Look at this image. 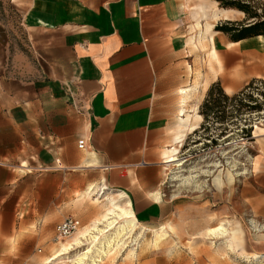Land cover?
<instances>
[{"label": "crops", "instance_id": "obj_1", "mask_svg": "<svg viewBox=\"0 0 264 264\" xmlns=\"http://www.w3.org/2000/svg\"><path fill=\"white\" fill-rule=\"evenodd\" d=\"M19 2L21 49L5 18L6 7ZM215 5L0 0V254L18 252L20 236L33 251L34 227L42 221L54 227L90 189L89 199L96 193L122 199L139 224L178 213L164 191L163 160L179 119L180 90L188 92L193 81L195 22L202 30L212 23L206 39L217 59L214 75L202 73L201 100L216 81L230 96L264 80L263 39L229 42L213 29L222 17H202L220 9ZM36 57L45 62L43 78ZM263 192L264 143L235 207L264 216Z\"/></svg>", "mask_w": 264, "mask_h": 264}, {"label": "rangeland", "instance_id": "obj_2", "mask_svg": "<svg viewBox=\"0 0 264 264\" xmlns=\"http://www.w3.org/2000/svg\"><path fill=\"white\" fill-rule=\"evenodd\" d=\"M210 1L216 2L215 7L219 8L216 0H207ZM257 2L260 7L264 6V0ZM198 3L199 0H195V5ZM22 8L24 7L19 2L17 6H7L5 13L9 33L19 38L20 49L24 47L26 38L22 26ZM243 19L244 15L230 13V18L217 21L214 27L228 20L237 22ZM194 29H197V38H194L193 47L196 48V44L199 47L194 51L196 60L193 81L186 83L190 85L187 88L190 91L185 92V95L180 94L178 116L183 108L185 115L192 116L191 123L197 124V129L188 133L181 143H175L179 126V119L176 120L169 130L170 144L163 160L166 162L167 155L176 158V162L164 164V191L173 200V207L178 206V213L156 224L136 222L137 227L126 237L123 244L102 257L97 264H251L252 255H264V216L249 206L235 207L242 187L252 183L254 158L264 143L263 137L258 136L264 133V110L238 116L233 111L232 104H228L222 123L211 117L203 129L199 128L203 120L200 123L193 114L195 111L199 113L196 104L198 101L201 104L206 94L205 92L201 100L204 87L202 73L209 70L214 75L216 71L212 64L216 63V59L210 55L212 49L209 51L210 44L208 46L209 41L206 39L209 34L205 32V28L202 30L195 23ZM41 58L36 57L38 78L46 75L43 70L45 62ZM253 88L264 91V86L260 83H255ZM249 93L259 98L254 90ZM182 98L185 100L183 103ZM248 102L252 103L245 99L244 103ZM243 129L250 132H243ZM187 177L192 178L189 181L183 180ZM111 201L117 199L107 194L99 197L96 193L91 199L83 195L80 201L69 207V213L63 218L70 216L79 219V231L90 228L101 220L104 212L110 208ZM221 224L227 229V235H210L209 230ZM55 226L47 228V222H39L33 229L36 237L34 250L31 251L30 246L27 248L26 239L20 236L19 251L0 254V264H45L48 259L51 262L60 248L59 244L70 239L56 242ZM237 227L241 229L242 235L236 242L231 240L229 232ZM86 246L85 244L75 249L67 257L73 258L76 252L84 250ZM40 250L42 251L39 254ZM93 251L95 252L94 249ZM57 262L59 261L52 264H64ZM84 263L87 264L88 261Z\"/></svg>", "mask_w": 264, "mask_h": 264}, {"label": "bare ground", "instance_id": "obj_3", "mask_svg": "<svg viewBox=\"0 0 264 264\" xmlns=\"http://www.w3.org/2000/svg\"><path fill=\"white\" fill-rule=\"evenodd\" d=\"M230 12L231 14L232 12H234V13H238L239 15L240 14L243 15L241 12L235 10L229 11L225 9H219L216 11L210 10V14L208 13L209 15L205 13L203 14L202 17H204L205 20L210 19L213 21L217 20L219 17H222L223 19L227 20L228 18H230ZM205 25H206L205 32L206 33L211 32V28L213 27L212 23L209 24L208 22ZM210 55L212 58L216 59V55L213 49L211 50ZM180 94L185 95L186 93L184 90H181ZM184 101L182 98V103ZM193 115L198 121H201L202 118L199 114L196 113V111L194 112ZM179 117H180L179 126L177 130V134L175 135L174 138L175 143H181L188 133H192L197 129V124L191 123L192 116L185 115L183 108H181L179 111ZM165 159L166 162H164V164L165 163L172 164L176 162V158L172 155H167ZM189 178L191 179L192 177L183 178V180L189 181ZM91 193L93 192L90 189L87 191L86 194L88 196ZM136 227H137V223L135 221V218L132 212L129 209H127L125 206H123L122 199H118L117 201H111L110 208L104 212L100 221L95 222L94 225L90 228H83L80 231L78 230V232L74 234L75 236L73 235V237H70V239L67 242L60 243L59 244L60 248L58 249L55 256L51 259V262L49 261L50 262L49 263L48 262L49 259H48L46 263L48 262V264H52V263H56V261H59L57 263L85 264L84 262L88 261L87 264H97L98 262L101 261L102 257H105L107 254H109V252L115 250L117 247H120L123 244V241L126 239V237L130 235L131 232H133ZM168 229L171 230L170 227ZM209 233L212 236H217V235L226 236L227 229L221 224L213 229H210ZM241 235H242V231L239 227L235 228L232 232H229V236L231 240H234L236 242L240 240ZM84 243L87 245L84 250L76 252L73 255V258L67 257V255L70 252H74L75 249L77 250V248L85 246ZM93 249L95 250V252L93 251ZM263 261H264V255H252L251 263L259 264Z\"/></svg>", "mask_w": 264, "mask_h": 264}, {"label": "trees", "instance_id": "obj_4", "mask_svg": "<svg viewBox=\"0 0 264 264\" xmlns=\"http://www.w3.org/2000/svg\"><path fill=\"white\" fill-rule=\"evenodd\" d=\"M220 9L235 10L244 15L242 21H225L214 27V31L223 34L231 43L242 40L261 37L264 41V6L260 7L257 0H216ZM255 83L264 86V80H251L240 91L233 95H227L220 82L212 83L205 94L202 103L199 106V115L202 117V124L199 127L203 129L205 123L212 117L218 123L225 119V109L228 104H232L234 112L240 116L244 113H260L264 109V91L253 88ZM254 90L259 98H255L251 92ZM245 99L252 103H244ZM262 101L261 103L259 101ZM251 129V128H250ZM243 132L249 133L250 130L243 129Z\"/></svg>", "mask_w": 264, "mask_h": 264}, {"label": "built area", "instance_id": "obj_5", "mask_svg": "<svg viewBox=\"0 0 264 264\" xmlns=\"http://www.w3.org/2000/svg\"><path fill=\"white\" fill-rule=\"evenodd\" d=\"M84 141L78 142V149L82 150ZM81 227V223L77 218L66 217L55 227V241L60 242L72 237Z\"/></svg>", "mask_w": 264, "mask_h": 264}]
</instances>
